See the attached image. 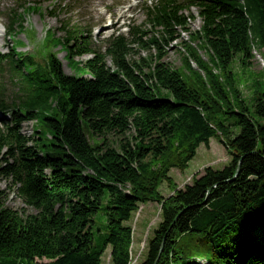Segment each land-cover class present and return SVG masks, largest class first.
Instances as JSON below:
<instances>
[{
	"label": "trees",
	"instance_id": "1",
	"mask_svg": "<svg viewBox=\"0 0 264 264\" xmlns=\"http://www.w3.org/2000/svg\"><path fill=\"white\" fill-rule=\"evenodd\" d=\"M190 2L200 8L198 29L190 32L179 5L162 0L149 13L162 27L160 39L135 44L150 53L129 59L134 50L117 37L107 50L113 67L86 42L70 44L79 41L77 29L44 45L67 51L72 75L54 53L23 56L12 46L5 56L16 78L11 101L24 112L0 127V264H101L108 247L110 264H129L126 223L147 202L160 205L161 222L140 264H199L202 256L176 250L185 234L209 246L207 264H264V94L249 106L231 69L235 57L248 68L255 53L264 62V0ZM8 16L13 38L21 11ZM178 28L190 39L180 40L183 70L166 61ZM87 52L91 59L74 61ZM0 108L7 109L2 101ZM35 117L31 147L19 124ZM213 137L227 165L207 167L177 189L170 170L185 171ZM163 182L168 197L159 192ZM8 191L34 212L8 206ZM104 199L105 232L94 242L93 218Z\"/></svg>",
	"mask_w": 264,
	"mask_h": 264
},
{
	"label": "rangeland",
	"instance_id": "2",
	"mask_svg": "<svg viewBox=\"0 0 264 264\" xmlns=\"http://www.w3.org/2000/svg\"><path fill=\"white\" fill-rule=\"evenodd\" d=\"M27 2L39 5L42 16L39 17L37 13L27 14L25 23L26 30L16 38L23 42V46L19 48L20 51L26 50V52L33 53L39 47V42L42 41L45 29L50 28L52 32L62 37L63 32L60 27L67 25L70 27L78 25L81 26V28L88 29L89 27V29H93L92 34L97 36L93 37V40L96 41L97 46H101V40H103L101 37L106 35V32L110 31L109 27H113L115 25V20L123 14L122 10H117L116 14L112 17L113 19L111 18L109 21V14H107V12L104 14L102 9H104V6H108L110 10H113L116 4L125 3L127 0H121L120 2L119 0H0V11L4 12V23L7 22L5 12L7 13L10 9H15L17 5H22ZM150 2L151 0L148 1V3ZM197 13V9H191V14L194 17L188 20L190 32L198 29L201 25V19ZM186 14H188V12H186ZM143 19V10L139 11L137 9L130 24H137ZM116 24L118 25L119 22ZM29 31L34 32V37ZM182 36V41L187 43L190 41L187 34ZM11 42L12 41L8 37L4 36L3 32H0V49L2 51L7 52ZM174 44L175 46L167 47L166 61L169 62L173 68L183 70L180 41L178 40ZM152 52L155 53L156 51L153 50ZM199 53L202 55L203 59L207 60V55L204 52L201 51ZM146 54L147 51L135 48L128 58L134 60ZM59 57L62 58V54H59ZM107 63L109 65L111 64L109 59ZM251 63L252 65L249 68L244 67L239 64L238 58L236 57L231 63L232 73L234 74L233 77L238 84L242 97L249 106L254 103V99L257 98L259 94H264V62L261 56L255 53ZM193 68H196V66L193 65ZM64 69L67 73H70L65 63ZM229 160L230 157L220 143V140L213 137L210 139L208 148L204 145H200L199 148H197L196 155L189 162L185 171L181 172L174 168L170 170L169 176L175 181L178 186L177 189H182L186 184L192 182L193 177L200 176L205 168L211 167L213 170H221L227 165ZM1 187L7 189L8 181H2ZM159 192L164 197H168L171 194L166 182H163L159 187ZM7 205L22 213L34 212L32 208L26 206L20 198L11 191H8ZM105 207L106 199L102 201L101 209L93 218L94 242H97L99 233L105 232ZM160 209V205L154 202L140 203L138 209L133 212L131 219L126 223L131 227L133 235L129 264H140L145 260L148 241L161 222ZM97 230L99 232H96ZM176 250H183L190 256H202V258H204V256L208 255L209 246L198 235L185 234L179 239ZM101 264H110V247L104 252Z\"/></svg>",
	"mask_w": 264,
	"mask_h": 264
},
{
	"label": "water",
	"instance_id": "3",
	"mask_svg": "<svg viewBox=\"0 0 264 264\" xmlns=\"http://www.w3.org/2000/svg\"><path fill=\"white\" fill-rule=\"evenodd\" d=\"M237 172H238V169L236 170V174H237Z\"/></svg>",
	"mask_w": 264,
	"mask_h": 264
}]
</instances>
